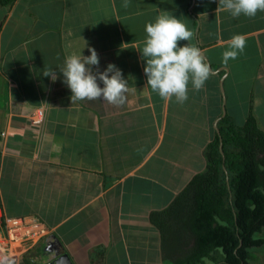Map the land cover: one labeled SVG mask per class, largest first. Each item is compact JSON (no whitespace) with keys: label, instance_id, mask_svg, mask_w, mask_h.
<instances>
[{"label":"crops","instance_id":"crops-1","mask_svg":"<svg viewBox=\"0 0 264 264\" xmlns=\"http://www.w3.org/2000/svg\"><path fill=\"white\" fill-rule=\"evenodd\" d=\"M123 2L0 0V215L34 217L48 230L13 264L61 253L73 264H174L161 213L205 170L217 135L233 150L249 114L264 132V12L234 19L216 12L219 0ZM164 12L193 33L179 46L198 47L212 70L201 90L189 84L183 104L160 98L143 70L145 26ZM237 34L246 48L225 65ZM89 48L100 71L122 70L123 106L71 102L59 68ZM38 109L43 119L33 123Z\"/></svg>","mask_w":264,"mask_h":264},{"label":"trees","instance_id":"trees-1","mask_svg":"<svg viewBox=\"0 0 264 264\" xmlns=\"http://www.w3.org/2000/svg\"><path fill=\"white\" fill-rule=\"evenodd\" d=\"M232 139L234 149L226 152L215 137L205 152V170L161 213V235L174 264H251L249 248L264 245L255 236L264 227V132L249 114Z\"/></svg>","mask_w":264,"mask_h":264},{"label":"clouds","instance_id":"clouds-1","mask_svg":"<svg viewBox=\"0 0 264 264\" xmlns=\"http://www.w3.org/2000/svg\"><path fill=\"white\" fill-rule=\"evenodd\" d=\"M122 7H129V0H124ZM217 11H227L237 19L241 15L254 18L258 11L264 12V0H219ZM146 40L142 59L146 61L144 73L147 86L165 101L183 104L188 100V86L195 91L201 90L211 77L212 70L205 61L201 50L187 44L179 46V41H190L193 33L186 25L171 13L164 12L157 16L154 23L145 26ZM246 48L243 35H234L228 41V50L222 54V63L235 60ZM89 56L70 55L59 68L63 83L70 89L71 102L96 101L107 102L113 106H123L129 91L128 81L122 70L114 64H108L99 70V57L94 48H89ZM92 66H96L93 70ZM42 75L55 82L59 77L55 69L44 67ZM102 82L103 87L98 84ZM0 264L9 262L0 260Z\"/></svg>","mask_w":264,"mask_h":264},{"label":"built area","instance_id":"built-area-1","mask_svg":"<svg viewBox=\"0 0 264 264\" xmlns=\"http://www.w3.org/2000/svg\"><path fill=\"white\" fill-rule=\"evenodd\" d=\"M42 119L43 111L38 109L32 122L40 123ZM47 234L46 227L34 217L0 215V260L13 264Z\"/></svg>","mask_w":264,"mask_h":264},{"label":"rangeland","instance_id":"rangeland-1","mask_svg":"<svg viewBox=\"0 0 264 264\" xmlns=\"http://www.w3.org/2000/svg\"><path fill=\"white\" fill-rule=\"evenodd\" d=\"M256 237L258 238H264V227L261 228L260 231L256 232L255 234ZM188 239V238H187ZM43 248V246L40 248V250ZM48 248V247H47ZM34 252H36L34 250ZM53 249L52 251L47 252V255L53 254ZM215 259H220L221 255L219 251H216L214 254ZM248 260L251 264H264V245H259L256 247H251L248 250Z\"/></svg>","mask_w":264,"mask_h":264},{"label":"water","instance_id":"water-1","mask_svg":"<svg viewBox=\"0 0 264 264\" xmlns=\"http://www.w3.org/2000/svg\"><path fill=\"white\" fill-rule=\"evenodd\" d=\"M219 150L222 151V142L220 140L219 143ZM49 251H52V248H49ZM45 264H73L70 257L67 253H61L57 255L56 257H53L51 260H49Z\"/></svg>","mask_w":264,"mask_h":264}]
</instances>
